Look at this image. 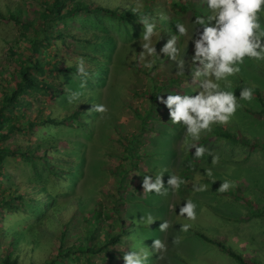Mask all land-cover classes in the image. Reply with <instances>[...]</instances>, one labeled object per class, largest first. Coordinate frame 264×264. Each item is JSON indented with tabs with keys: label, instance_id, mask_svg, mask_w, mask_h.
Returning <instances> with one entry per match:
<instances>
[{
	"label": "rangeland",
	"instance_id": "rangeland-1",
	"mask_svg": "<svg viewBox=\"0 0 264 264\" xmlns=\"http://www.w3.org/2000/svg\"><path fill=\"white\" fill-rule=\"evenodd\" d=\"M12 1L17 0H0V10L4 12L6 2ZM157 1L164 3L167 14L170 15L172 0ZM188 2L197 15L207 14L200 0ZM114 3V6L119 7L131 4L139 10L144 9V4L138 0L125 3L115 0ZM91 17L84 13L77 15L76 19L69 23L70 30L79 34L103 32L93 27L95 20ZM194 18L191 10L183 14V23L189 27L190 33ZM99 20L106 28L105 33H112L116 38L108 49L102 47L108 54V61L104 64L99 77H95L99 82L87 77L88 84L81 88V78L73 75H69L68 80L61 77L49 79L51 82L61 83L70 90L68 94L63 95L66 101L73 92L81 93L80 98L83 94L81 91L90 92L86 90L94 88L92 91L97 94V104L103 103L108 108L105 114L95 112L90 119L92 125L88 126L87 130L65 132L64 138L68 141L78 140L84 143L80 149L82 165L71 167L74 171L79 169L80 175L74 174L69 182L64 183L63 187L56 191L57 201L64 203L61 208L63 221L76 214L70 222L71 231L68 237L71 240L77 237L76 233L81 232L84 225L82 217L95 212L96 203L102 202L101 211L105 224H111L113 229H118L115 225L117 224L115 216L110 214L112 209L119 210L124 217L133 222L135 235L132 237L135 236V245L132 251L149 252L148 264H186L181 261L182 257L199 264H238L233 258L224 255L218 247L188 231H181V224L200 228L208 237L224 242L245 257H253L264 262V216H252L253 213L264 212V150L250 147L252 142L264 146V114L259 113L263 106L255 95L259 92L264 100V62L245 60L240 65L239 73L229 78L232 84L229 90L237 97L243 87H250L253 89L254 99L250 103L239 101L241 107L230 123L214 124L211 131L201 134L199 145L204 146L205 143L201 142L204 136L210 137L209 143H206L210 146L207 149L219 157V163L213 165L212 157L207 153L202 159H194L195 148L188 150L187 142L184 140V129L171 123L168 108L158 99V96L166 98L168 94L176 92L195 94L198 86L191 80L194 67L191 64V57L194 54L193 42L183 37L178 39L177 47L185 59V69L181 75H177L176 62L160 51L173 36L171 33H160V27L157 26L156 34L152 37V45L156 48L157 54L141 56L143 25L132 22L117 28L116 23L103 17ZM261 21L264 24V15L261 16ZM32 31L28 32L32 34ZM19 32V27L13 22L0 23V81L17 62L5 61L10 57L7 51L8 41L15 42ZM66 43L67 46L68 44L72 46L69 50L61 47L60 55L56 57L61 58L62 66L77 62L81 57L87 67L91 65L88 58L78 53L85 50V43L72 42L71 39H67ZM25 46L26 41L21 40L17 47L25 50ZM74 49L77 53L73 51ZM46 52L50 53L49 58L57 60L53 57L56 56L55 49L48 47ZM150 62L152 67H146ZM1 91L0 86V93ZM31 101L33 106L24 110L27 116L18 122L33 120L37 115H40L42 120L48 113L47 105H59L60 95L39 93L31 98ZM89 105L90 110L93 104ZM37 130L35 128L34 131L28 130L24 133L14 132L1 145L13 147L38 144L40 138ZM220 133L230 136L220 138L217 135ZM130 147L133 148L132 152ZM61 151L59 149V152ZM6 159L5 167L11 181L19 184L20 190L25 189L26 180L32 176L29 165L18 156ZM208 169L212 171L211 176L206 174ZM160 173H163L166 187L167 180L172 174L180 176L185 183L177 193L169 191L166 197L149 194L145 198L142 193L144 176L151 175L154 179ZM41 175H46L44 169ZM116 180L122 184L116 182L114 185ZM223 180L233 182L235 187L228 192L220 193L218 188ZM41 182L45 184L46 180L43 179ZM201 184L207 186L206 191L193 190V185ZM119 195L120 199L115 203V198ZM186 200H192L197 205V216L194 221L178 215L180 207ZM172 206H176L175 211L172 210ZM148 214L156 219L151 225L146 222ZM164 220H168L172 225L167 232L159 230V225ZM55 225L59 226L57 222ZM45 231L34 250L30 249L33 248L31 242H26L18 257L20 264H38L56 255L54 248L56 239L48 235L51 232L49 228ZM174 237L179 238V244H173ZM156 238L167 244L168 250L164 260H158L157 254L152 252L153 241ZM21 247L22 244L19 248ZM117 249L124 251L123 247L116 246L115 250ZM64 260L65 264H73L70 259ZM93 260L100 264L99 258L95 257ZM79 264H85L83 259H80ZM115 264H124L123 256L116 255Z\"/></svg>",
	"mask_w": 264,
	"mask_h": 264
},
{
	"label": "trees",
	"instance_id": "trees-1",
	"mask_svg": "<svg viewBox=\"0 0 264 264\" xmlns=\"http://www.w3.org/2000/svg\"><path fill=\"white\" fill-rule=\"evenodd\" d=\"M110 1L101 3L100 0H17L6 2L5 11L0 10V23L13 22L20 29L16 41H8L7 51L10 57L5 61L17 62L0 81L2 88L0 93V264H20L18 257L23 246L26 242H31L33 248L30 249L34 250L37 241L44 232L46 233L47 228L51 231L48 235L56 239L54 245L56 255L38 264H65L64 259H70L73 264H79L80 259H83L85 264H99L93 260L95 257L101 260L100 264L102 262L115 264L116 255L123 256L125 252L132 251L135 245V236L132 237L135 235L133 222L124 217L119 210L112 209L110 214L115 216L117 222L115 225L118 229H113L111 224H105L101 211L102 202L96 203L95 212L82 217L84 225L81 232L76 233L77 237L73 240L68 237L71 231L70 222L76 214H73L69 220L63 221L61 208L64 203L57 201L56 191L60 190L64 183L69 182L74 174L80 175L79 169L74 171L71 167L82 165L80 149L83 148L84 143L78 140L68 141L64 136L66 131L73 133L79 129L87 130L88 126L92 125L90 119L95 115V111H88V107L89 104H93L91 109L97 104V94L92 91L94 88L86 90L90 92L81 91L82 96L69 104L63 95L68 94L70 90L61 83L51 82L49 79L61 77L68 80L69 75L81 78L77 75V62L62 66L61 58H56L60 55L61 47L69 50L72 45H69L70 42L67 46L66 41L71 39L72 42L85 43V50L78 53L90 61V66L85 65L89 73L88 78L99 82L95 77H99L104 64L108 61V54L102 47L108 49L110 44L116 41L112 33H105L106 28L99 20L102 17L116 23L119 28L132 22L141 24L138 22L139 16L149 15L151 22L155 23L156 27H160V33L177 35L175 26L178 22L183 23V14L190 10L195 17L197 14L191 9L188 0H172L170 15L167 14L164 3L157 0H138L144 4L143 11L131 4L120 8L114 6L115 0ZM119 1L125 3L131 0ZM81 13L92 16L91 18L95 20L93 27L103 32L92 30L93 32L79 34L71 31L70 21ZM162 15L166 19H161ZM29 30H33L32 34L28 32ZM21 40L26 41L25 50L17 47ZM48 47L56 50V56L53 57L57 60L49 58L50 53L46 52ZM73 51L77 53L75 49ZM39 93L52 96L57 93L60 95L59 105H47L48 113L42 120L40 115H37L33 120L26 118L24 123L18 122L27 116L24 110L33 106L31 98ZM255 95L263 106L259 113L264 114V100L259 92ZM35 128L39 131L40 143L13 147L1 145L12 133L34 131ZM217 135L220 138L230 136L225 133ZM250 147L264 150V146L253 142ZM59 149L62 151L59 152ZM132 150L133 148L130 147L131 152ZM13 156L25 161L32 175L26 180L27 184L22 190L19 184L11 181V176L6 171V157ZM43 169L46 172L45 176L41 175ZM43 179L46 180L45 184L41 182ZM116 182L117 180L114 185ZM118 199L120 195L115 198V203ZM252 216H264V212H256ZM55 222L59 226H56ZM188 232L218 247L224 255L233 258L238 264H264L256 258L245 257L220 240L208 237L200 228L190 226ZM21 244L22 247L19 248ZM116 246L123 247L124 251L115 250ZM180 259L186 264L192 262L199 264L186 257Z\"/></svg>",
	"mask_w": 264,
	"mask_h": 264
},
{
	"label": "clouds",
	"instance_id": "clouds-1",
	"mask_svg": "<svg viewBox=\"0 0 264 264\" xmlns=\"http://www.w3.org/2000/svg\"><path fill=\"white\" fill-rule=\"evenodd\" d=\"M205 7L206 15H197L193 21L190 33L189 27L182 22L176 24L177 35L170 39L161 48V53L176 62L177 75L185 69V59L177 47L178 39L183 37L194 44V54L191 64L192 83L197 84L195 94L170 93L166 98L158 99L168 108L170 121L173 125H180L184 129V140L188 150L195 148L194 159H202L207 153L212 157L211 163H219V157L204 146L199 145L201 134L211 131L212 125H226L235 116L239 101L251 102L254 99L253 89L243 87L237 97L231 89L230 77L236 76L240 65L245 60L264 62V24L261 16L264 15V0H200ZM161 19H166L163 15ZM140 22L144 31L141 34L143 51L141 56L157 54L152 45V37L156 34V25L151 22L149 15H140ZM146 67L151 68L152 63ZM77 75L81 77L80 87L87 85L89 73L85 68L83 58L77 59ZM81 93L73 92L67 99L71 104L79 99ZM100 114L108 112L105 104H96L90 110ZM208 176L212 175L211 169L207 170ZM185 181L178 175L172 174L167 180V187L163 181V173L145 175L142 188L145 198L149 194L168 196L169 191L177 193ZM235 187V184L223 180L218 191L225 193ZM194 191H206V185H193ZM176 206H172L175 211ZM197 205L192 200L186 202L179 209V216L188 220L196 219ZM144 219V217H141ZM156 219L148 214L146 222L151 225ZM190 224H181V231L187 232ZM172 227L168 220L159 225L161 232H167ZM173 244H179V238L174 237ZM167 244L156 238L153 241L152 252L157 254L158 260H164L167 253ZM149 252L128 251L123 255L124 264H148Z\"/></svg>",
	"mask_w": 264,
	"mask_h": 264
},
{
	"label": "crops",
	"instance_id": "crops-1",
	"mask_svg": "<svg viewBox=\"0 0 264 264\" xmlns=\"http://www.w3.org/2000/svg\"><path fill=\"white\" fill-rule=\"evenodd\" d=\"M210 139H211L210 137H206V136L202 138L201 142L205 143L204 147L206 148L210 147L209 144H206V143H209ZM214 140H217V139H214Z\"/></svg>",
	"mask_w": 264,
	"mask_h": 264
}]
</instances>
